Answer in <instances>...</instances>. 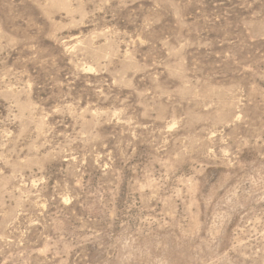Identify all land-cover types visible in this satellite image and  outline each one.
Returning a JSON list of instances; mask_svg holds the SVG:
<instances>
[{
    "label": "rangeland",
    "instance_id": "obj_1",
    "mask_svg": "<svg viewBox=\"0 0 264 264\" xmlns=\"http://www.w3.org/2000/svg\"><path fill=\"white\" fill-rule=\"evenodd\" d=\"M0 264H264V0H0Z\"/></svg>",
    "mask_w": 264,
    "mask_h": 264
}]
</instances>
